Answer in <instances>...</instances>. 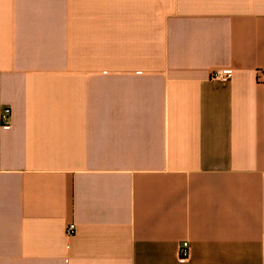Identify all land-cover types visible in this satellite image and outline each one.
I'll return each mask as SVG.
<instances>
[{
    "label": "crops",
    "instance_id": "0c3cea01",
    "mask_svg": "<svg viewBox=\"0 0 264 264\" xmlns=\"http://www.w3.org/2000/svg\"><path fill=\"white\" fill-rule=\"evenodd\" d=\"M261 70L264 0H0V264H264Z\"/></svg>",
    "mask_w": 264,
    "mask_h": 264
},
{
    "label": "built area",
    "instance_id": "2783aa9c",
    "mask_svg": "<svg viewBox=\"0 0 264 264\" xmlns=\"http://www.w3.org/2000/svg\"><path fill=\"white\" fill-rule=\"evenodd\" d=\"M258 74L263 77L264 70L258 72ZM234 75V70L231 68H222L215 70L211 73V79L215 81H228ZM11 108L5 106L1 112V125L3 127H10V117H11ZM75 232V224L72 223L67 226L66 233L71 235ZM190 259V245L188 241H183L179 245V261L187 262Z\"/></svg>",
    "mask_w": 264,
    "mask_h": 264
}]
</instances>
